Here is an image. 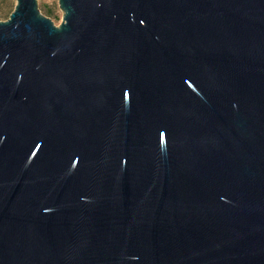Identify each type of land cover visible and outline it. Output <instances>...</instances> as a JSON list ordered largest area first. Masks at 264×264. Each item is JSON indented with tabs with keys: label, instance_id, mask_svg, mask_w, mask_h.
<instances>
[{
	"label": "water",
	"instance_id": "obj_1",
	"mask_svg": "<svg viewBox=\"0 0 264 264\" xmlns=\"http://www.w3.org/2000/svg\"><path fill=\"white\" fill-rule=\"evenodd\" d=\"M58 1L0 20V264H264V0Z\"/></svg>",
	"mask_w": 264,
	"mask_h": 264
},
{
	"label": "rangeland",
	"instance_id": "obj_2",
	"mask_svg": "<svg viewBox=\"0 0 264 264\" xmlns=\"http://www.w3.org/2000/svg\"><path fill=\"white\" fill-rule=\"evenodd\" d=\"M16 0H0V20H7L9 12L15 7ZM39 6L41 11L48 16V10L51 11V15L54 22L59 25L62 22L63 11L60 9L58 0H39Z\"/></svg>",
	"mask_w": 264,
	"mask_h": 264
},
{
	"label": "trees",
	"instance_id": "obj_3",
	"mask_svg": "<svg viewBox=\"0 0 264 264\" xmlns=\"http://www.w3.org/2000/svg\"><path fill=\"white\" fill-rule=\"evenodd\" d=\"M13 10H14V8L11 9V11L9 12V16H8V17H10V14L13 12ZM49 15H51V11H50V10H48V16H49Z\"/></svg>",
	"mask_w": 264,
	"mask_h": 264
}]
</instances>
